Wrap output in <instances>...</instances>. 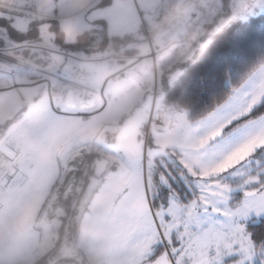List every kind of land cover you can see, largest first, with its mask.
Segmentation results:
<instances>
[{
    "label": "rangeland",
    "instance_id": "obj_1",
    "mask_svg": "<svg viewBox=\"0 0 264 264\" xmlns=\"http://www.w3.org/2000/svg\"><path fill=\"white\" fill-rule=\"evenodd\" d=\"M106 1L85 5L69 0H0V17L26 33L32 29L36 33L17 40L7 36L6 45H0V264H140L145 243L155 235L153 213L167 211L179 223L182 205L164 208L170 202L169 187L160 183L164 176L168 180L174 176L181 185L185 181L182 191L169 181L179 202L196 201L201 214L211 213L214 224L205 227L208 237L200 246L211 248L225 236H242V221L264 211V186L247 187L258 180L259 173L250 172L258 163L255 153L264 147V113L224 134L229 121L241 118L251 102L260 100H249L253 82L243 83L264 71V61L234 88L236 104L222 112L219 106L210 118L194 121L178 109L166 128L148 130L153 81L149 59H138L160 45L164 25L174 16L170 2L158 0L153 5L154 22L140 7L145 23L142 32L125 37L135 40L127 44L129 51L75 48L77 37L96 25L85 15ZM119 5L114 3L111 9ZM256 10L264 11V4L249 7L240 16ZM178 63L159 67L161 90L164 75L168 82L178 75ZM74 71H80L88 85H104L105 106L89 120L64 113L56 96L54 77ZM99 112L103 121L94 118ZM210 122L223 127L209 130ZM208 134L212 141L206 139ZM101 159L107 163L97 175ZM170 161L185 168L192 186ZM88 165L93 173L82 189L80 176ZM239 191H244L240 199ZM74 215H79V223ZM129 222L136 225L131 231L125 227ZM198 249L189 255L198 256ZM200 259L206 264L208 256Z\"/></svg>",
    "mask_w": 264,
    "mask_h": 264
},
{
    "label": "trees",
    "instance_id": "obj_2",
    "mask_svg": "<svg viewBox=\"0 0 264 264\" xmlns=\"http://www.w3.org/2000/svg\"><path fill=\"white\" fill-rule=\"evenodd\" d=\"M35 35L34 29L26 33V31L11 25L10 20H7V18L5 20L0 17V45H6L9 38L17 40ZM126 36L128 35L109 34L105 27H93L80 34L75 40L74 46L75 48H81L84 45L87 47L84 49L91 52L111 47L115 49L126 48L129 51L126 46L133 38H125ZM70 46H73V44ZM89 47H92V50ZM263 61L264 11L256 10L248 17L238 16L233 19L216 32L212 39L200 45L190 59L176 64L178 75L171 82H168L167 76L164 75L165 82L161 85L162 91L165 97L174 101L178 109L183 111L190 120H198L223 103L231 95L234 88L247 79L249 74ZM263 113L264 97L250 112L230 123L225 132L234 128L235 125ZM263 149L264 147L258 150L259 153H255L258 156V163L254 162V168L250 172H258V180L261 183L257 184L256 181H253L247 186L250 189L264 186V160L260 162L264 154ZM260 151H262V154ZM169 163L175 172H183L190 184L189 187L192 186L189 181L190 175L185 174V168L183 169L179 163L175 164L171 161ZM179 169L181 170L178 171ZM92 173L93 166L91 168V165H88L86 171L80 176L81 183H83L82 189L86 188L85 184ZM225 179L228 182L232 181L228 176ZM169 181L173 184V187L178 188V191H182L186 185L183 180L181 185V181H177L174 176H170ZM243 192L236 193V197L240 199L244 194ZM78 195L76 204L79 203L81 198L80 191ZM76 211L74 210L73 214ZM72 219L79 223V215L78 218L74 215ZM249 230L254 233V238L258 243L264 239V229H256L249 222Z\"/></svg>",
    "mask_w": 264,
    "mask_h": 264
},
{
    "label": "built area",
    "instance_id": "obj_3",
    "mask_svg": "<svg viewBox=\"0 0 264 264\" xmlns=\"http://www.w3.org/2000/svg\"><path fill=\"white\" fill-rule=\"evenodd\" d=\"M176 1L174 23L164 33L160 45L138 59H149L148 71L153 81L150 112L146 122L148 130L166 128L178 110L177 104L167 99L159 88V67H169L190 59L200 45L212 39L216 32L240 16L245 9L264 4V0ZM158 54H161L159 62ZM54 80L56 96L65 109L64 113L89 120L105 106L104 87L83 82L80 71H74L71 76H55Z\"/></svg>",
    "mask_w": 264,
    "mask_h": 264
},
{
    "label": "snow or ice",
    "instance_id": "obj_4",
    "mask_svg": "<svg viewBox=\"0 0 264 264\" xmlns=\"http://www.w3.org/2000/svg\"><path fill=\"white\" fill-rule=\"evenodd\" d=\"M160 183L167 185L170 190V202L164 204V208L182 205L179 209V223L177 217L170 215L167 211L159 216L153 213L155 235L145 243L140 264H205L200 259L205 254L208 256L206 264H264V239L258 243L254 233L249 230V222L256 229H264V211L253 213L242 221L244 225L242 236L239 234L236 238L225 236L218 246L211 248L200 246L201 242L208 237V233L204 231L205 227L214 224L211 213H207L206 216L201 214L200 205L196 201L179 202L178 194L171 190L166 176L161 177ZM256 183L259 184L261 181L257 180ZM197 187L198 189L201 187L199 183ZM125 227L131 231L136 225L134 222H129ZM158 245H164V250L161 251ZM198 246H200L199 249ZM197 249L198 256L189 255ZM234 257L238 258L234 259Z\"/></svg>",
    "mask_w": 264,
    "mask_h": 264
},
{
    "label": "crops",
    "instance_id": "obj_5",
    "mask_svg": "<svg viewBox=\"0 0 264 264\" xmlns=\"http://www.w3.org/2000/svg\"><path fill=\"white\" fill-rule=\"evenodd\" d=\"M69 1L73 2V3L74 2H77V3L84 2L85 5H88L89 3H91L94 0H69ZM174 1L176 2V0H169L168 1V2H170L169 8H171L174 16L172 19L167 21L166 24L164 25L163 33H165L166 30L169 27H171L174 23V20H175L174 10H175V5L177 4L176 3L174 5ZM117 2H118V5L120 4L119 6L121 8H119L117 10L111 9L112 6L114 5V3L117 4ZM156 2H158V0H140V2L137 3V5H136L132 0H107L106 3H103V4L99 5L98 7H95L92 10L88 11L87 15H85L86 11L84 13H82V15L83 16L84 15L90 16L91 17L90 19L93 20L92 22L96 21L95 27H105L109 34L130 35L133 33L142 32V30H143L144 20H142V18H141L142 17L141 10H140L141 6L144 7L145 11L148 13L147 15H148L149 21L150 22L155 21V20H153L154 15H152L151 10L153 9V5L156 4ZM167 9H168V7H167ZM79 11L80 10H77V12H76L77 16H78ZM151 20H153V21H151ZM253 78L254 79H252V77H251V80L247 79L245 81V83H243V84H246V82H253L252 83L253 85H250L253 90L250 91L251 95L248 96V99L251 100L253 97H256L255 100H253V101H256V99H258V98L261 100L264 97V92L262 91V89L264 87V71L261 74H258L256 77H253ZM96 86L97 87H103L104 85H103V83H101V85H96ZM240 86H242V85H240ZM233 92L227 98V100H225L223 103H221L220 105H218L216 107V108H218L220 106L219 112L223 111L222 108H227L226 106L237 103V99L239 97H233L234 96ZM151 93H152V88H151L150 94ZM241 94H243V93L241 92ZM232 98H237V99H232ZM240 98L243 101V95H240ZM151 99H152V94H151V98H150L149 108L151 106ZM260 100H258V102ZM258 102H256V104ZM256 104H253V102H251V105L249 106L250 108H249V110H247V112L245 114H247L248 112L251 111V109L254 107L252 105H256ZM216 108H214L211 112H209L203 118H210V116H212V114L216 110ZM148 112H149V109H148ZM100 113L101 112H99V115H97L94 118L103 121L104 117H102L101 116L102 113L101 114ZM245 114L243 113V115H245ZM147 118H148V113H147L146 120H147ZM235 120H237V119L229 121L226 124V127ZM258 120H260V119H258ZM213 122L212 123L210 122L211 124L208 123L207 128L209 130L216 128V126H217V129H219V130L222 129L223 123H219V125H218V124L213 123ZM229 132H227V133H229ZM227 133H225V131H224V134H227ZM206 139L212 141L214 138L211 134H208Z\"/></svg>",
    "mask_w": 264,
    "mask_h": 264
},
{
    "label": "water",
    "instance_id": "obj_6",
    "mask_svg": "<svg viewBox=\"0 0 264 264\" xmlns=\"http://www.w3.org/2000/svg\"><path fill=\"white\" fill-rule=\"evenodd\" d=\"M106 163H107V160L106 159H101L100 161H98V163L96 165V173H97V175H101V173L104 170V167H105ZM95 181H96V177H94L92 179V182L90 183L89 186H91L92 184H94Z\"/></svg>",
    "mask_w": 264,
    "mask_h": 264
},
{
    "label": "bare ground",
    "instance_id": "obj_7",
    "mask_svg": "<svg viewBox=\"0 0 264 264\" xmlns=\"http://www.w3.org/2000/svg\"><path fill=\"white\" fill-rule=\"evenodd\" d=\"M12 62V61H11Z\"/></svg>",
    "mask_w": 264,
    "mask_h": 264
}]
</instances>
